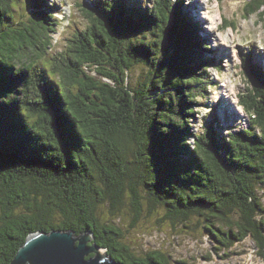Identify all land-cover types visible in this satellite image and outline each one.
<instances>
[{
  "label": "trees",
  "instance_id": "1",
  "mask_svg": "<svg viewBox=\"0 0 264 264\" xmlns=\"http://www.w3.org/2000/svg\"><path fill=\"white\" fill-rule=\"evenodd\" d=\"M182 1L99 0L59 59L47 54L57 23L45 0L16 29L13 0H0V264L29 233L55 230L92 233L119 264H169L126 244L109 218L122 207L130 226L152 216L222 246L250 235L264 257V70L242 56L245 128L195 131L215 60ZM248 7L264 16V0Z\"/></svg>",
  "mask_w": 264,
  "mask_h": 264
},
{
  "label": "rangeland",
  "instance_id": "2",
  "mask_svg": "<svg viewBox=\"0 0 264 264\" xmlns=\"http://www.w3.org/2000/svg\"><path fill=\"white\" fill-rule=\"evenodd\" d=\"M98 1L45 0L47 12H54L51 15L57 23L50 48L47 49L49 56L59 58L58 54H64L74 34L87 29L91 22L86 9ZM123 1L126 4L142 3L147 7L153 2ZM248 2L183 0L181 3L187 19L198 24L199 35L207 46L202 52L215 60V67L207 70L213 83L197 98L200 105L192 121L195 131H200L205 124H211L219 134L226 135L231 130L248 125V114L239 104V95L247 89L246 77L241 69L242 56L251 54L252 60L264 70V16L262 9L259 10L261 12L248 13ZM13 4L15 7L7 19V28L18 27V20L27 19L28 14L35 10L34 0H13ZM143 71V68H134L129 84L135 85ZM259 192L264 208V189ZM106 209L100 207L98 212L103 218L108 216ZM111 217H116L115 222L124 229V241L133 252L144 254L159 250L169 258V264H264V257L260 256L250 235L233 242L224 240L225 245L222 246L210 241L200 229L191 232L181 223L172 225L168 221L157 222L152 216L141 217L130 226V216L125 207L120 209L117 216Z\"/></svg>",
  "mask_w": 264,
  "mask_h": 264
},
{
  "label": "water",
  "instance_id": "3",
  "mask_svg": "<svg viewBox=\"0 0 264 264\" xmlns=\"http://www.w3.org/2000/svg\"><path fill=\"white\" fill-rule=\"evenodd\" d=\"M92 239L90 232L76 235L71 230L34 231L27 235L9 264H119Z\"/></svg>",
  "mask_w": 264,
  "mask_h": 264
},
{
  "label": "flooded vegetation",
  "instance_id": "4",
  "mask_svg": "<svg viewBox=\"0 0 264 264\" xmlns=\"http://www.w3.org/2000/svg\"><path fill=\"white\" fill-rule=\"evenodd\" d=\"M253 242H254V244H255V246H256V248H257V242H256L255 240H254Z\"/></svg>",
  "mask_w": 264,
  "mask_h": 264
},
{
  "label": "bare ground",
  "instance_id": "5",
  "mask_svg": "<svg viewBox=\"0 0 264 264\" xmlns=\"http://www.w3.org/2000/svg\"><path fill=\"white\" fill-rule=\"evenodd\" d=\"M242 59V58H241Z\"/></svg>",
  "mask_w": 264,
  "mask_h": 264
}]
</instances>
